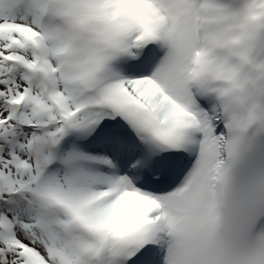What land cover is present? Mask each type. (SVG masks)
Masks as SVG:
<instances>
[{
  "label": "snow or ice",
  "instance_id": "6c2138e0",
  "mask_svg": "<svg viewBox=\"0 0 264 264\" xmlns=\"http://www.w3.org/2000/svg\"><path fill=\"white\" fill-rule=\"evenodd\" d=\"M0 264H264V0H0Z\"/></svg>",
  "mask_w": 264,
  "mask_h": 264
},
{
  "label": "clouds",
  "instance_id": "9594fccd",
  "mask_svg": "<svg viewBox=\"0 0 264 264\" xmlns=\"http://www.w3.org/2000/svg\"><path fill=\"white\" fill-rule=\"evenodd\" d=\"M233 43L230 49H224L220 44L214 42L213 40H205L203 41L202 47L210 50L213 53L214 57H221L224 55H231L232 57H239L240 55V47H239V36L238 34H233L232 37ZM233 64L224 63L221 61L219 64H214L213 68L216 71L217 75H223L229 71L234 70ZM232 85H228L231 87Z\"/></svg>",
  "mask_w": 264,
  "mask_h": 264
}]
</instances>
